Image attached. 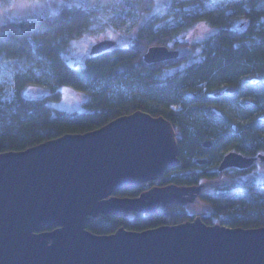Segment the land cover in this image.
Here are the masks:
<instances>
[{"label": "trees", "instance_id": "16d2710c", "mask_svg": "<svg viewBox=\"0 0 264 264\" xmlns=\"http://www.w3.org/2000/svg\"><path fill=\"white\" fill-rule=\"evenodd\" d=\"M154 3L67 4L39 17L1 23L0 62L3 57H16L26 63L13 75V94L0 98V151L21 150L67 132L95 129L140 108L163 114L172 122L179 134L182 169L192 167V158L207 151L202 146L207 139L214 142L210 150L213 158L232 150L264 154V0H170L153 11ZM201 21L215 31L198 41L176 39ZM94 25L132 33V40L88 55L84 66L71 64L65 56L67 46ZM174 39V48L191 45L192 52L158 63L144 60L150 45H168ZM194 51L199 52L198 59L162 76L168 66L184 64ZM113 77L116 82L136 80L140 95H115L108 85ZM62 85L91 91L88 110L52 107L48 100L61 97ZM218 91L221 93L216 95ZM237 95L246 96L238 106L242 114L225 118L212 109L218 103H233ZM166 178L178 185H192L201 183L203 174L193 170ZM117 194L127 195L128 191ZM203 198L213 207V212L203 217L206 223L264 225V181L239 178ZM167 218L165 222L178 223L186 216ZM161 222L152 215L101 214L93 217L87 228L111 233L121 226L143 230Z\"/></svg>", "mask_w": 264, "mask_h": 264}, {"label": "water", "instance_id": "95a60500", "mask_svg": "<svg viewBox=\"0 0 264 264\" xmlns=\"http://www.w3.org/2000/svg\"><path fill=\"white\" fill-rule=\"evenodd\" d=\"M115 44L97 40L90 55ZM191 52V45L155 44L143 58L158 63ZM178 154L172 122L140 108L95 129L0 151V264H264V225L209 224L197 216L143 230L87 228L101 214L151 213L197 198L203 182L154 185L134 197L117 194L160 179L181 164ZM255 159L232 150L220 169L248 167Z\"/></svg>", "mask_w": 264, "mask_h": 264}, {"label": "rangeland", "instance_id": "374dc122", "mask_svg": "<svg viewBox=\"0 0 264 264\" xmlns=\"http://www.w3.org/2000/svg\"><path fill=\"white\" fill-rule=\"evenodd\" d=\"M115 0H0V24L6 22L9 19L16 18H35L43 15L47 12H56L62 6L67 4L75 5H85V6H95L99 4H106L108 2H113ZM170 0H154L153 11L162 9ZM152 11V12H153ZM94 25L90 31L82 36L72 39L71 43L67 46L65 50V56L68 61L77 66H84L87 64V57L89 55L90 47L100 39L111 38L115 39L117 46L122 44H129L132 40V33L122 34L117 32L111 27L100 28ZM215 31V27L210 25L208 22L201 21L197 23L194 27L176 36V39H185L189 42L198 41ZM176 39L169 41L168 46L174 48ZM198 51H194L190 59H188L184 64L173 66L170 65L164 71L163 75L172 74L177 69H183L182 67L195 61L197 58ZM26 63L23 58L16 57H3L0 62V98L7 95H11L14 92V85L12 82L13 75L17 71H21L22 67ZM115 77L111 78L108 82L109 86H112L115 95L117 94H134L140 95L139 85L137 81L130 83L129 80L116 82ZM107 85V83H106ZM49 92V90H47ZM61 97L59 99L50 98L48 100L49 104L54 108L66 109V110H76V111H86L88 110L87 101L91 97V91H84L74 88L71 85H62L60 87ZM112 94V93H111ZM111 95V97L115 96ZM251 97V96H250ZM245 97L235 96V101L231 104L218 103L212 106V109L222 117L231 118V116L237 115L239 112L238 106ZM235 117V116H234ZM239 175L236 174H226L220 176L217 180L212 183L214 188L225 187L227 184L232 183L237 180ZM264 181V163L253 172V174H243L241 178H251ZM155 183H158L155 182ZM198 210H203L204 207H198ZM219 222V221H218ZM221 222V221H220ZM224 223V222H221ZM229 225L228 223H225Z\"/></svg>", "mask_w": 264, "mask_h": 264}, {"label": "flooded vegetation", "instance_id": "af4514ba", "mask_svg": "<svg viewBox=\"0 0 264 264\" xmlns=\"http://www.w3.org/2000/svg\"><path fill=\"white\" fill-rule=\"evenodd\" d=\"M116 46H117V42H116V45L113 47H116ZM176 134H177V138H178L179 134L177 131H176ZM204 141L202 142V146L207 151L204 150V152H202L199 155L192 158L191 161L194 163L191 165L192 167L185 168V169L181 168V165L183 163V158L181 157L180 147H179V154L178 155H179L180 160H181V164L179 166L167 170L165 172V174L163 175V177H161L159 180L148 181V182L140 184L136 187L122 189V190L128 191V194H127L128 196L134 197V196L140 195L143 191L147 190L148 188H150L154 185H166L169 183H178V182L170 180V179L167 180L166 176L168 174L175 173L176 175H179L182 173H188V172L195 170V171L203 174L202 182L205 183L203 190L199 193V196L197 198H195L193 201L189 200V201H187V203H177V202L176 203L175 202L174 203H168L164 207H161V211H156V212H151V213L138 212V211L132 210V211H130V213L127 216L128 217H134L138 214L156 216V217H159V220L162 221L161 222L162 224H159V225L176 223V222H165L169 219L167 217H172V216L175 217V216L184 215V216H186V218L184 220H192L197 216H200L203 219V217H205L209 213L213 212L212 205L210 204L209 201H207L203 198V195L207 192L217 191V190H220L222 188L221 186L217 187V188H214V186H212V183L215 180H217L220 176H224V175L229 174V173H232V174L234 173L236 175H239V177L237 176L239 179V178H241V176L243 174H246V173L247 174H253V172L256 170V168H259L264 163V159H261L259 157L258 154L260 151H258L255 154L244 153V155L256 157V159L252 163V165H250L248 167L241 168V167H237V166H228V167H225L223 169H220V164H221L225 154L228 152L227 151L224 152L218 158H213L210 150L213 148L214 142L212 141L211 145L206 146L204 144ZM234 151H236V150H234ZM199 159H206V160L199 161ZM251 178H255V177H251ZM157 181H158V183H155ZM184 185H190V184L184 183ZM122 190H120V191H122ZM198 207H204V209L198 210L197 209Z\"/></svg>", "mask_w": 264, "mask_h": 264}]
</instances>
